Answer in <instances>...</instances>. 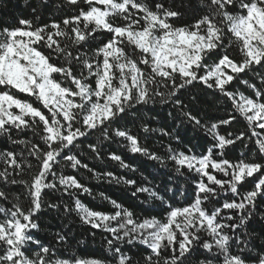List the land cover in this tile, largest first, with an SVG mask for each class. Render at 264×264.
<instances>
[{"label": "snow or ice", "instance_id": "6c2138e0", "mask_svg": "<svg viewBox=\"0 0 264 264\" xmlns=\"http://www.w3.org/2000/svg\"><path fill=\"white\" fill-rule=\"evenodd\" d=\"M10 4L0 264H264V0Z\"/></svg>", "mask_w": 264, "mask_h": 264}, {"label": "trees", "instance_id": "16d2710c", "mask_svg": "<svg viewBox=\"0 0 264 264\" xmlns=\"http://www.w3.org/2000/svg\"><path fill=\"white\" fill-rule=\"evenodd\" d=\"M9 15L7 17H5L8 20H11L13 17L17 16V15H27L28 9L24 8V0H11V4L9 6ZM166 117V113L163 114L162 119ZM155 126V125H153ZM189 136L192 135L191 131H189ZM2 146V145H0ZM91 184L94 186V190L95 191H105L107 194L112 195L114 198L115 197H127V193L125 192V190L123 189L122 186H115V185H106V184H100V185H96L95 181H91ZM86 203H88V201H85ZM125 202H127V199H125ZM93 204H100L101 202L99 200L97 201H93ZM73 219L76 221L75 224L73 225V228L75 230L76 236L77 238H82L83 236L86 235V230L84 226H81L79 224L78 219H76L75 217H73ZM99 240V234L97 236V241ZM88 253H95L97 255H101L102 253V249H100L99 244H95L93 245V243L91 242V240H89V244H88ZM88 253H85V255H87Z\"/></svg>", "mask_w": 264, "mask_h": 264}]
</instances>
